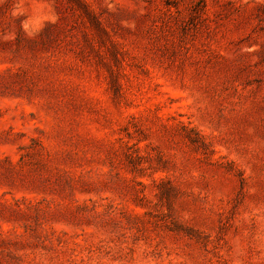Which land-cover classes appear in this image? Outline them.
Listing matches in <instances>:
<instances>
[{
	"label": "rangeland",
	"instance_id": "1",
	"mask_svg": "<svg viewBox=\"0 0 264 264\" xmlns=\"http://www.w3.org/2000/svg\"><path fill=\"white\" fill-rule=\"evenodd\" d=\"M0 264H264V0H0Z\"/></svg>",
	"mask_w": 264,
	"mask_h": 264
}]
</instances>
